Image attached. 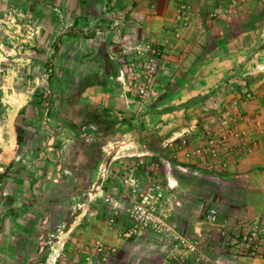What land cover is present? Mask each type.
I'll return each mask as SVG.
<instances>
[{"label":"rangeland","instance_id":"1","mask_svg":"<svg viewBox=\"0 0 264 264\" xmlns=\"http://www.w3.org/2000/svg\"><path fill=\"white\" fill-rule=\"evenodd\" d=\"M247 1L215 4L213 57L195 69L200 60L186 56L183 69L171 39L135 25L126 0H0V238L11 256L264 264L260 198L242 206L211 167L227 142L236 153L249 135L264 138V0ZM21 176L43 195L17 202ZM153 181L166 190L165 225L131 233ZM257 220L262 232L251 236ZM18 224H32L26 246Z\"/></svg>","mask_w":264,"mask_h":264},{"label":"crops","instance_id":"2","mask_svg":"<svg viewBox=\"0 0 264 264\" xmlns=\"http://www.w3.org/2000/svg\"><path fill=\"white\" fill-rule=\"evenodd\" d=\"M181 1H187L191 3V22L192 27L183 28V24L177 15V3ZM249 1L246 0V5ZM128 5L134 6V14H140V18L133 19L132 21L135 25L142 24L147 30H150V24H153L155 29L165 37H169L171 42L169 43L173 48V51L178 54H183V62L178 66L185 69L186 65L189 67L192 64H186V56L192 61L195 59L200 60L198 64L194 67L195 69L209 63V59L213 57V21L211 20V14L213 7L216 5L221 6L220 0H126ZM212 10V11H211ZM146 24V25H145ZM220 47L216 48V51H220ZM240 48L245 49L240 46ZM227 51V50H226ZM223 53L224 51H220ZM188 54V55H187ZM200 55V56H198ZM203 58V59H202ZM246 145H242L241 149H236L233 144L227 142L224 148H220V151L213 155L215 163L211 164L215 166L217 171H223L219 176L226 182V195L227 196H239L241 197L242 206H247L248 202H245L247 198H260V201L254 205L257 212L260 214V219L264 222V138L261 141H256L253 143L251 141L252 135L246 137ZM241 154L238 161L235 154ZM218 174V173H217ZM232 174H238L240 178L234 177ZM18 180L22 186L20 191L15 192V200L26 201L24 197H32L33 195H43V191H35L28 178L25 176L15 178ZM241 181L242 187H235L232 181ZM34 202L35 209H41V217L43 218L44 206L36 204ZM15 205V204H14ZM32 211L31 205L24 209L23 212ZM44 222H41L43 226ZM38 225V224H34ZM20 230H24L26 235H22L25 241V246L28 240L32 238L31 226L32 224H18ZM29 234L30 236H28ZM28 236V237H27ZM21 235L16 238H11L8 240L9 244L15 246L16 242L21 239ZM22 238V239H23ZM30 242V241H29ZM31 244V243H30ZM0 245L2 250L0 251V263L4 264H27L28 260L26 258L28 250L25 249V258L22 260L17 259V255L13 249V256L10 255V250L7 248L3 238H0ZM30 251V250H29ZM30 253V252H29ZM47 262V258H46Z\"/></svg>","mask_w":264,"mask_h":264},{"label":"built area","instance_id":"3","mask_svg":"<svg viewBox=\"0 0 264 264\" xmlns=\"http://www.w3.org/2000/svg\"><path fill=\"white\" fill-rule=\"evenodd\" d=\"M177 15L179 20L183 25L189 24V19L191 16V5L187 1H181L177 3ZM152 185V186H151ZM166 198V190L160 182L153 181L149 187L146 188L142 194V201L135 206L134 213L142 214L146 217L142 220V224H135L132 228L131 233L139 232L140 230L156 229L162 230L165 224H162V219L160 218V211L162 202ZM206 219L209 222H218V210L213 208L209 210L206 214ZM263 224L257 222L249 226L251 236H255L256 233L262 232ZM251 239L250 235L244 237V239Z\"/></svg>","mask_w":264,"mask_h":264}]
</instances>
